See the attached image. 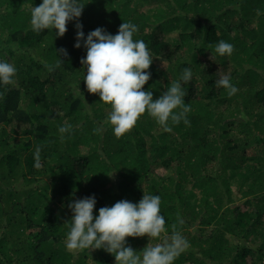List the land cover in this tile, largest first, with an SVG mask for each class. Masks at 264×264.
Returning a JSON list of instances; mask_svg holds the SVG:
<instances>
[{
  "label": "trees",
  "instance_id": "16d2710c",
  "mask_svg": "<svg viewBox=\"0 0 264 264\" xmlns=\"http://www.w3.org/2000/svg\"><path fill=\"white\" fill-rule=\"evenodd\" d=\"M41 2L0 0V59L17 69L14 84L0 86V264H84L89 249L64 246L67 204L93 194L94 214L159 194L166 233L187 241L173 264H264V0H82L85 36L97 27L115 34L123 20L138 26L134 38L154 58L143 86L153 99L192 71L182 82L187 124L165 132L145 113L119 138L109 105L82 80L76 21L62 37L31 29L30 6ZM222 39L231 55L212 50ZM222 75L232 96L214 84ZM62 124L71 125L63 134Z\"/></svg>",
  "mask_w": 264,
  "mask_h": 264
},
{
  "label": "clouds",
  "instance_id": "9594fccd",
  "mask_svg": "<svg viewBox=\"0 0 264 264\" xmlns=\"http://www.w3.org/2000/svg\"><path fill=\"white\" fill-rule=\"evenodd\" d=\"M85 4L82 0H42L38 6L32 3L30 25L34 32L52 30L56 37H62L67 23L76 21L74 47L83 45L86 49L80 61L83 72L86 68L82 80L89 93L97 94L101 102L109 105L107 120L113 134L119 138L145 113L165 132L172 130L169 122L177 124L183 121L187 124L186 114L190 105L185 103L186 92L182 82H190L191 69L184 68L178 79L153 99L151 87L144 89L143 86L150 79L151 73L147 69L154 58L145 41L134 38L138 26L123 20L115 34L97 27L85 36L79 23ZM212 50L219 56L231 55L233 45L222 39ZM56 51L67 55L65 49ZM47 67L52 71L58 67V62ZM16 71L10 60L0 59V86L14 84ZM214 84L223 87L228 96L237 92L228 75L220 76ZM70 128L71 125L62 124L58 131L63 134ZM34 166L40 167L38 154ZM160 204L159 194H143L136 203L121 199L111 206L100 207L94 214V194L71 199L67 204L71 217L65 222L68 230L64 246L68 250L104 249L114 255L115 264H173L187 247V241L179 231H173L163 243H148L140 251L134 250L126 241V237L147 235L150 240L161 236L165 231V217Z\"/></svg>",
  "mask_w": 264,
  "mask_h": 264
},
{
  "label": "rangeland",
  "instance_id": "374dc122",
  "mask_svg": "<svg viewBox=\"0 0 264 264\" xmlns=\"http://www.w3.org/2000/svg\"><path fill=\"white\" fill-rule=\"evenodd\" d=\"M154 4L155 3H151V5H149V7L153 6ZM147 8H148V6L145 4V5H142L140 7V10L145 11ZM162 66H165V64H162ZM236 131H237V128L234 125H231V133L233 134ZM76 149L79 150V151L80 150H82V151L85 150V148L81 147V146H79V147L77 146ZM86 149H88V147H86ZM157 172L159 173L161 171L159 170ZM157 172H155V173H157ZM17 181L18 182L15 184V186L17 188H19V186L22 185V177L19 176ZM44 182L45 183L47 182L46 184H48L50 182V178H48V177L45 178ZM113 184H114V186H116L117 183H116L115 180L113 181ZM189 187H190V185L186 186V188H189ZM197 197H199V194H196V198ZM55 209H56V207H55ZM42 219L47 220V222L51 223L48 220V216L47 215L43 216ZM166 237H168V234L166 233V228H165V231L161 234L160 237H157V238H151L149 240L147 235H145V236H142V237H127L126 240H129L127 242V244L130 245L134 250L140 251L147 245L146 241L150 242L152 240H156V243H157L158 239H162L164 241ZM130 241L132 242V244L130 243ZM137 241H144V242L143 243L142 242L137 243ZM71 252H74V250H71ZM83 256L85 257V263L84 264H115L114 255L106 252L104 249L103 250L102 249H100V250L97 249L96 251L93 250V249L92 250L89 249V250H87V252L84 253ZM80 259L82 260V256H80ZM74 261H75V257L73 258V262Z\"/></svg>",
  "mask_w": 264,
  "mask_h": 264
}]
</instances>
